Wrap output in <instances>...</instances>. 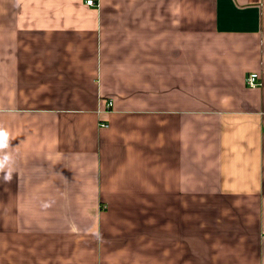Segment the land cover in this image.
Wrapping results in <instances>:
<instances>
[{"label":"crops","instance_id":"crops-1","mask_svg":"<svg viewBox=\"0 0 264 264\" xmlns=\"http://www.w3.org/2000/svg\"><path fill=\"white\" fill-rule=\"evenodd\" d=\"M86 1L0 0V264H264V0Z\"/></svg>","mask_w":264,"mask_h":264},{"label":"clouds","instance_id":"clouds-1","mask_svg":"<svg viewBox=\"0 0 264 264\" xmlns=\"http://www.w3.org/2000/svg\"><path fill=\"white\" fill-rule=\"evenodd\" d=\"M11 133L0 125V179L4 183H11L15 172V158L10 151Z\"/></svg>","mask_w":264,"mask_h":264},{"label":"built area","instance_id":"built-area-1","mask_svg":"<svg viewBox=\"0 0 264 264\" xmlns=\"http://www.w3.org/2000/svg\"><path fill=\"white\" fill-rule=\"evenodd\" d=\"M86 4L89 5V6H94L95 5L93 0H87ZM245 84H246V86H248L250 88L255 87L258 84V75L257 74H253V73L249 74L245 78ZM109 106H110V103H109ZM100 127L101 128H106L107 125L105 123H101Z\"/></svg>","mask_w":264,"mask_h":264}]
</instances>
